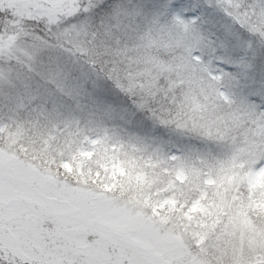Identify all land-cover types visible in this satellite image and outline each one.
<instances>
[{
	"label": "snow or ice",
	"instance_id": "6c2138e0",
	"mask_svg": "<svg viewBox=\"0 0 264 264\" xmlns=\"http://www.w3.org/2000/svg\"><path fill=\"white\" fill-rule=\"evenodd\" d=\"M0 264H264V0H0Z\"/></svg>",
	"mask_w": 264,
	"mask_h": 264
}]
</instances>
